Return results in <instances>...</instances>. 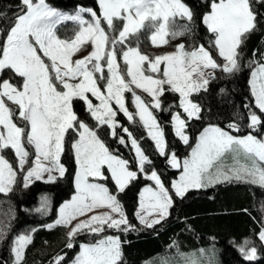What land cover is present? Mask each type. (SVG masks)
Here are the masks:
<instances>
[{
    "label": "snow or ice",
    "instance_id": "6c2138e0",
    "mask_svg": "<svg viewBox=\"0 0 264 264\" xmlns=\"http://www.w3.org/2000/svg\"><path fill=\"white\" fill-rule=\"evenodd\" d=\"M20 2L23 5L21 14L11 22L6 13H0L5 17L3 26H0V75L10 70L21 78L19 85L9 79H0V193L12 191L17 177V169L3 154L5 149L14 151L20 171L24 170L32 154L30 148L34 150L33 166L24 177L25 187L33 179H42L45 172L49 173L48 182H54L56 177L51 173L59 172L63 176L66 171L60 157L71 130L78 137L71 142L79 167L77 195L60 209L56 224L68 226L79 216L106 207L110 209L109 213L90 216L77 224L69 237L85 229L101 232L104 225L118 230L124 225V230H128L132 226L117 196L104 184L92 182L89 178L107 180V170L118 190L123 192L130 181L137 179V173L129 170L128 160L109 150L95 130L78 120L73 111V100L83 101L98 124L107 125L112 136L116 137L119 124L113 103L132 121L134 117L126 107L124 97L125 92H130L148 135L155 141L160 155H166L164 131L149 109L161 108L160 97L167 85L168 90L179 93L180 107L187 118L199 119L200 106L189 97L193 92L206 90L208 79L204 69L221 65L202 45L186 52L181 44L174 54L150 59L141 53L138 45L127 44L129 37L145 28L153 30L149 37L153 46L167 43L164 38L170 34V26L175 24L177 17L188 21L193 18L192 11L182 0H98L99 15L93 9L81 8L75 16H65L52 8L47 0ZM210 7L211 11L204 16L203 22L215 36L214 45L219 56L226 61L222 70L228 73L239 71L238 49L247 34L256 28V14L250 0H213ZM85 12L90 19L84 18ZM68 19L79 25L71 40L61 39L56 34L57 24ZM115 21L122 22L118 31L114 27ZM104 25L112 30L111 34ZM178 34L171 32L173 36ZM86 43H91L94 50L87 57L73 61L72 56ZM117 45L122 46L119 54ZM118 55L125 65L124 72H121ZM161 64L165 65L162 72ZM98 79L105 81L103 90ZM250 85L255 107L264 113V63H258L252 71ZM135 89L148 93L153 102L145 103ZM89 93L99 101L98 105L93 104ZM8 102L15 105V109ZM173 120L176 135L187 144L185 119L176 113ZM249 121V127L253 129L264 123L255 112H250ZM229 127L233 131L240 130L236 124ZM122 131L128 132V129L122 128ZM119 142L126 143L123 137ZM131 146L135 149L139 170L144 172L145 164L151 161L134 137ZM225 154H232V165H224ZM170 163L173 168L181 170L178 180L172 182L175 195L181 198L189 189L207 187L223 180H241L264 187V139L253 135L238 138L219 127H209L200 136L190 158L181 162L173 153ZM146 178L155 182V188L146 187L141 193L137 217L141 224L151 228L169 215L173 197L157 172L152 171ZM149 217L154 218L149 220ZM259 240L264 242V230L260 231ZM30 243L31 236L16 239L12 249L14 264H23ZM72 246L68 244V247ZM81 248L75 264H122L123 252L118 238L108 237ZM240 251L249 261L257 259V249L250 240L243 242ZM61 260L62 256L57 257L54 264H60ZM192 264L196 262L192 261Z\"/></svg>",
    "mask_w": 264,
    "mask_h": 264
},
{
    "label": "trees",
    "instance_id": "16d2710c",
    "mask_svg": "<svg viewBox=\"0 0 264 264\" xmlns=\"http://www.w3.org/2000/svg\"><path fill=\"white\" fill-rule=\"evenodd\" d=\"M182 1L193 13L187 39L204 46L215 56L209 45L214 34L209 32L203 22L204 16L211 10L213 0ZM250 1L256 14V28L247 34L244 44L239 48V71L228 73L218 69L208 88L193 95V101L199 104L201 112L199 119L188 122L187 132L190 134L191 144L183 145L173 132L172 113L181 112L178 95L167 90L162 96L164 109L156 110L155 113L162 124L169 152L174 151L180 156L188 155L197 135L208 125L231 129L230 124H239L240 130L237 134L264 135V123L257 129L249 127V114L254 101L249 81L257 64L264 63V0ZM47 3L61 11L74 12L83 7L99 12L96 0H47ZM22 8L20 0H0V13H6L9 22ZM4 19L5 17L0 16V26H3ZM0 79L15 82L16 77L10 70H5ZM74 109L79 121L96 128L83 101L74 100ZM258 114L264 121V113L258 109ZM120 121L140 142L145 155L151 161L147 168L155 170L165 185L170 186V182L177 178L180 171L173 170L167 157L158 153L145 128L138 121L130 123L123 115L120 116ZM98 135L111 151L129 161L132 170L137 168L135 154L125 134L118 129L117 136L112 137L109 128H102L98 130ZM120 137L124 138L125 144L119 142ZM76 138L77 134L71 130L66 136L62 155L66 173L63 177L50 184L36 181L25 190L18 185L17 191L9 194L8 200L12 201L16 215L9 224L6 240L0 245V264L11 262V238L27 228L36 230L31 243L26 247L23 264H53L60 255H64L60 264H68L77 254L81 243L93 242L86 240L84 235H79L73 246L68 247L69 236L65 226L58 225L47 229L44 225L48 222V217L32 212L40 196L44 194L54 198V209L72 195L76 162L71 142ZM9 156L16 162L15 157L10 154ZM147 183L148 180L139 178L128 185L124 192L119 193V199L133 226L118 233L123 252L122 264H143L153 259L156 262L157 258H162L165 254L168 257L176 255L177 251L192 253L198 257L201 256L199 249H206L205 254L210 258L209 264H264V244L259 240V233L264 229V188L234 181L208 189L192 190L184 197L174 200L165 220L152 228L141 229L135 218V211L139 191ZM107 184L116 193L112 181L108 180ZM3 197L5 196L0 194V198ZM245 240H250L256 247V260L249 261L242 255L240 247Z\"/></svg>",
    "mask_w": 264,
    "mask_h": 264
},
{
    "label": "rangeland",
    "instance_id": "374dc122",
    "mask_svg": "<svg viewBox=\"0 0 264 264\" xmlns=\"http://www.w3.org/2000/svg\"><path fill=\"white\" fill-rule=\"evenodd\" d=\"M97 1V5H98V0ZM183 2V1H182ZM213 2V1H212ZM218 2V0H217ZM184 3V2H183ZM185 4V3H184ZM250 4H251V1H250ZM186 5V4H185ZM187 6V5H186ZM188 7V6H187ZM252 7V6H251ZM83 8V7H81ZM81 8H78L76 9L74 12H68V11H61V10H58L56 9L58 12L64 14L65 16H75L77 14V12L81 9ZM189 8V7H188ZM55 9V8H54ZM83 9H89V8H83ZM190 9V8H189ZM94 10V9H93ZM191 10V9H190ZM96 11V10H95ZM211 11V10H210ZM209 13V12H208ZM207 13V14H208ZM21 14V11L20 13ZM97 14L99 15V12H97ZM84 18L85 19H90V16L88 15L87 12L84 13ZM103 23V22H102ZM189 23L190 21H188L187 19H180L179 17L176 18L175 20V24L170 26V34L168 36H166L164 39L167 41V43H162L160 44V46H153L151 40H150V35H151V32L153 30L151 29H148V28H145L143 30H141L140 33H138L136 36H131L129 37L128 41H127V44L129 46H132V47H135V46H139V49L141 51V53L145 54V55H148L149 58H154L156 56H159V55H165V54H174L177 52L178 50V46L179 45H184V51L186 52H190V51H193V50H196L198 49L201 45L199 44H196L195 42L191 41V40H188L187 38H189V33L191 31V28L189 27ZM122 25V22L121 21H115L114 22V27L117 29V31L120 29ZM105 28H106V31H108L110 34L112 33V30L111 29H107L106 25H104ZM207 27V26H206ZM78 28H79V25L74 21V20H71V19H68V20H63L61 21L59 24H57V27H56V34L61 38V39H67V40H71L76 32L78 31ZM171 32H176V33H180L178 35H171ZM210 32V31H209ZM214 39H215V36L213 38V40L210 42V47L212 50H214L215 52V56H213L211 54V52L206 49L204 46V48L210 52L211 56H212V59L216 61V63L218 65H221V67H218V68H215V69H212V68H207V69H204V72H205V78L208 79V84L205 86L206 89L208 88V85L210 84L211 80L214 78V76L216 75V72L218 71V69H222V66L224 64H226V61L219 56V52H218V49L215 47L214 45ZM0 42H2V38H0ZM121 45H117V50H118V54H119V51L121 49ZM93 45L91 43H86L84 44L80 51H78L76 54H74L72 56V60L75 61V60H78V59H82V58H85L87 57L92 51H93ZM239 51V49H238ZM118 60L121 64V72H124L125 70V65L123 64L122 60H120L119 58V55H118ZM103 63V62H102ZM240 65V63H239ZM165 68V65L164 64H161L160 65V69H161V72L164 70ZM255 69V68H254ZM146 74H151L153 76H156L158 74H153V73H146ZM107 70L105 68V76H107ZM99 76V74H97V77ZM16 77V80L15 82L10 80L11 82H13L14 84H17L19 85V82L21 80V78ZM195 78V76L193 77ZM126 79H128L126 77ZM250 81H251V77H250ZM250 81H249V85H250ZM98 84L102 86V90H103V85L105 84V81L104 80H100L98 79L97 80ZM134 87V86H133ZM250 89H251V85H250ZM168 90V86L165 85V92ZM202 90H205V89H201L199 91H196V92H193L191 95H190V99L192 100L193 103H196L195 101H193V95L194 94H197L198 92L202 91ZM136 93L138 95H140L142 97V99L145 101V103L147 104H151L153 101H152V97L146 93V92H143L142 90L140 89H135ZM170 91V90H168ZM164 92V93H165ZM172 92L173 94H177L178 95V98H179V107H180V100H181V97L179 95V93L177 92H173V91H170ZM89 98L92 100L93 104L94 105H98L99 104V101L95 99V97H92L91 94L89 93ZM124 97H125V103H126V107L128 108L129 112L132 113L134 119L132 121H130L124 114L123 112H119L118 109H117V106L113 103V108L114 110H117V116H116V120L119 124V127L116 128V133H117V130L119 129V131L122 133V134H125L128 138V144L131 146V139L134 137L133 134L128 130V132H124L122 131V128H125L122 124V122L120 121V116L123 115L126 120L130 123H135L136 121H138L142 126H143V123L140 121L139 119V114H138V110L136 109L135 107V104H134V98L132 97V94L130 92H125L124 93ZM161 99V108L159 109H152L150 108L149 110L152 111L153 115L156 117V120L157 122L160 124L161 128H162V124L159 122L157 116H156V113L155 111H161L162 109H164L163 107V102H162V96L160 97ZM254 99V97H253ZM76 100V99H75ZM9 103V106L12 107L13 109H15V105H11L10 102ZM84 103V102H83ZM199 105V104H198ZM84 106H85V109L87 111V113L89 114V116L92 118V121H93V124L96 126V128H92L88 123L82 121L83 123H85L89 128L95 130L98 134V130L99 129H102V128H109L107 125H99L98 122L95 120V118L92 117L91 113L87 110V105L84 103ZM180 111L181 112H173L172 113V118H171V123H172V128H173V132H174V135L178 138V140H180V142L183 144V145H189L192 143V140H191V137H190V134H188V122L192 119H195V118H191V119H188L187 118V114L184 113L183 111V108L180 107ZM201 109V108H200ZM73 111L76 113L77 117H78V114L77 112L75 111L74 109V100H73ZM201 112V111H200ZM250 112H255L258 116V109L255 107V102L253 101V105L251 107V110ZM176 113H180L181 114V117L183 119H185V122H186V128H185V134L189 137V141L187 144L184 143V141H182L180 139L179 136L176 135L175 133V127H174V120H173V117L175 116ZM200 115V113H199ZM79 120V119H78ZM250 123V121H249ZM238 126H240L239 124H237ZM144 127V126H143ZM209 127H219L221 128L222 130L226 131V132H229L231 135L235 136V137H238V138H243V137H246L247 135H252V134H237V131H233V129H224L218 125H208L206 126L202 132L197 135V138L195 140V142H193V146L190 148L189 150V153L188 155L186 156H180L178 155L176 152L172 151V152H169L168 150V144H167V141H166V138H165V134H164V139L166 141V144H167V147H166V155H162L164 157H167L168 159V162L171 166V163H170V159H171V154H175L177 159L180 160L181 162L184 160V159H187V158H190L191 156V152L193 150V148L196 146V144L198 143L199 141V138L200 136L204 133V131L209 128ZM259 126H257L255 129H257ZM145 128V127H144ZM240 128V127H239ZM163 129V128H162ZM146 130V133L148 135V129L145 128ZM109 131H110V135L112 136L111 134V129L109 128ZM129 133H131V136H129ZM99 136V135H98ZM253 136H255L253 134ZM100 137V136H99ZM113 137V136H112ZM148 137L151 139V137L148 135ZM256 137V136H255ZM259 139H264L263 135L262 136H257ZM256 137V138H257ZM78 138V137H77ZM135 138V137H134ZM257 138V139H258ZM66 139V138H65ZM102 140V139H101ZM152 140V139H151ZM103 141V140H102ZM138 141V140H137ZM153 141V140H152ZM104 142V141H103ZM105 143V142H104ZM138 143L140 144V142L138 141ZM154 145H155V141H153ZM106 145V144H105ZM107 146V145H106ZM141 146V145H140ZM156 147V145H155ZM30 148V146H29ZM131 148L133 149V152L135 154V157H136V153H135V149L131 146ZM142 148V147H141ZM157 149V148H156ZM110 150V149H109ZM143 150V148H142ZM74 151V150H73ZM111 151V150H110ZM144 151V150H143ZM158 153H159V150L157 149ZM30 152L32 154H30L29 158H28V163L25 165L24 167V170L23 171H20L19 168H18V162H17V158L14 154V151L11 150V149H5L4 150V155H5V158L9 160L10 163H12L13 167L17 169V177H16V182H15V185L13 186L12 188V191L8 192L7 194L5 193H0L2 194L3 198H0V233H2V235H0V245L1 243L6 240V237L7 235L9 234V230H8V227H9V224L10 222H12L13 218L15 217L16 215V212L14 210V206H13V203L11 200H8V196L10 193L14 192V191H17V186L18 185H21V188L23 190L27 189L28 187H30L32 184H34L36 181H40L42 183H47V184H50V183H54L58 180V178L60 177H63L66 173H64L63 176H60L59 172H53L51 173V175L55 176L56 179L54 182H48L49 180V173H43L42 174V179H39V180H36V179H33L27 187L24 186V177L27 173V171L33 166V161H34V150H32L30 148ZM113 152V151H111ZM114 153V152H113ZM9 154L13 157H15V160L16 162H13L12 161V158L9 156ZM115 154V153H114ZM63 155V153H62ZM62 155L60 157V163L64 166L63 162H62ZM75 155V154H74ZM117 155V154H116ZM119 156V155H118ZM121 157V156H120ZM122 158V157H121ZM124 159V158H123ZM137 160V158H136ZM75 162H76V159H75ZM241 162L243 163V160H241ZM223 163L225 166H230L234 163V160H233V157H232V154H225V156L223 157ZM65 168V166H64ZM171 168L173 170H179L180 172L178 173V176L177 178H175L174 180H172L170 183V186H167L165 185V187L169 190L170 194L172 195L173 197V204H174V200L176 198H181V197H178L175 195V191L174 189L172 188V182L175 181V180H178L180 174H181V170L180 169H176V168H173L171 166ZM66 169V168H65ZM129 170L131 171H135L137 173V179L139 178H142V179H146L148 180V183L144 186L141 187L140 191H139V195H138V203H137V208H136V211H135V218L137 220V223H138V226L139 228L141 229H145V228H149V227H146L145 225L141 224L138 217H137V213L140 211V196H141V193L143 192V190L146 188V187H152V188H155V182L150 180V179H147L146 176L150 175L152 171H155L153 169H148L147 168V164H145V168H144V172H140L139 170V167H138V160H137V168L135 170H132L130 168V165H129ZM78 171H79V167L76 163V174H75V177H74V189H73V193L72 195L70 196V198H68L67 200L63 201L56 209H54L53 207V203H54V198L51 197L50 195L48 194H44L42 196H40L38 202H37V205L32 209L33 211L32 212H36V213H40V215L42 217H48V222H45V225L44 227L47 228V229H50V228H54L56 226H58L56 224V221L58 219H60V209L68 202H70L72 200V198L74 196L77 195V190H76V176L78 174ZM156 172V171H155ZM158 174V173H157ZM105 175L109 177V179L107 180H92V178H89L90 181L92 182H96V183H101V184H104L105 186H107L111 191L109 185L107 184L108 180H111L110 178V173L107 172V170H105ZM159 175V174H158ZM135 179V180H137ZM135 180H132L129 182L128 185H130L133 181ZM112 181V180H111ZM240 182L241 180H223L222 182H216V183H213L211 184L210 186H207V187H201V188H192V189H189L185 195L189 192V191H192V190H201V189H208L212 186H217L221 183H225V182ZM241 182H244V181H241ZM112 183L114 184V188L116 189V193H113L117 196V199L119 200L120 204L123 206L122 202L120 201L119 199V193H122L118 190L117 186L115 185L114 181H112ZM251 184V183H250ZM127 185V186H128ZM253 186H256V187H261L259 185H256V184H252ZM264 188V187H262ZM126 189V188H125ZM124 192V191H123ZM184 195V196H185ZM183 196V197H184ZM172 208V207H171ZM171 208L169 209V214H170V210ZM123 211L124 213L126 214L125 212V208L123 206ZM110 212V209L104 207V208H98L96 209L94 212H89L87 213L86 215L84 216H79L77 219H74L71 221V223L68 225V226H65L66 227V231H67V235L69 236V233L72 231V229L77 225L79 224L80 222L84 221V220H87L90 216L92 215H99V214H105V213H109ZM115 216V214H113ZM127 216V214H126ZM169 216V215H168ZM167 216V217H168ZM166 217V218H167ZM115 218H119L118 216H115ZM154 217H149V220L153 219ZM166 218H164L163 220H165ZM128 219V217H127ZM161 220V222L163 221ZM128 222L130 224V221L128 219ZM50 225H55L53 227H49ZM62 225V224H61ZM131 225V224H130ZM64 226V225H62ZM155 226V225H154ZM153 226V227H154ZM126 226L122 225L121 226V229L118 230V229H115V228H111L109 227L108 225H104L103 226V230L101 232H91L87 229L85 230H82L80 232H78L75 236L73 237H69V243H71L72 245L74 244V240L77 236L79 235H84L86 237V240L88 239L89 241H93V242H90V243H81L80 246H79V250L77 252V254L74 256V258L68 263V264H75V260H76V257L80 254L82 248L81 246L82 245H95L97 243H99L100 241L102 240H105L106 238L108 237H113V238H118L119 239V235L118 233L122 230L125 229ZM133 228V226H132ZM152 228V227H151ZM131 229V228H130ZM36 229L35 228H27V229H24L22 230L21 232H19L18 234H16L15 236H13L11 238V244L9 245L10 247V250H11V262H9V264H14V254H13V247H14V243L16 241V239L20 236H31V240L33 238V234H34V231ZM129 230V229H128ZM264 230V229H262ZM127 231V230H125ZM264 244V242H262ZM122 249V248H121ZM199 252V255L201 256H195L194 254L190 253V254H187V253H184V252H181V251H177V254L176 255H173V256H167V254H165L164 256H162V258H157L156 262H155V259L153 260H149L148 262H144L143 264H164V262L166 261L167 264H192V261H195L196 264H209L210 263V258L206 256L205 253L206 252V249H199L198 250ZM183 254V255H181ZM243 255V254H242ZM63 257V260H64V255H60V256H57V257ZM244 256V255H243ZM56 257V258H57ZM55 258V259H56ZM170 258V259H168ZM168 259V260H167ZM61 260L60 263L63 261ZM123 261V260H122ZM55 262V260H54ZM158 262V263H157ZM187 262V263H186ZM54 264V263H53Z\"/></svg>",
    "mask_w": 264,
    "mask_h": 264
},
{
    "label": "crops",
    "instance_id": "0c3cea01",
    "mask_svg": "<svg viewBox=\"0 0 264 264\" xmlns=\"http://www.w3.org/2000/svg\"><path fill=\"white\" fill-rule=\"evenodd\" d=\"M250 134H252V133H250ZM253 135V134H252ZM257 137V136H256ZM263 137H264V135H263ZM258 138V137H257ZM259 139V138H258Z\"/></svg>",
    "mask_w": 264,
    "mask_h": 264
}]
</instances>
